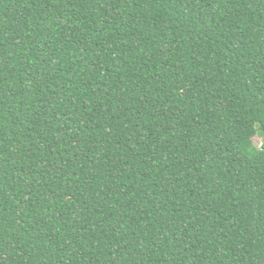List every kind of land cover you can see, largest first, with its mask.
Instances as JSON below:
<instances>
[{"label": "trees", "instance_id": "obj_1", "mask_svg": "<svg viewBox=\"0 0 264 264\" xmlns=\"http://www.w3.org/2000/svg\"><path fill=\"white\" fill-rule=\"evenodd\" d=\"M0 264H264V0H0Z\"/></svg>", "mask_w": 264, "mask_h": 264}, {"label": "rangeland", "instance_id": "obj_2", "mask_svg": "<svg viewBox=\"0 0 264 264\" xmlns=\"http://www.w3.org/2000/svg\"><path fill=\"white\" fill-rule=\"evenodd\" d=\"M253 143H254V145H256V146H259V139L254 138V139H253Z\"/></svg>", "mask_w": 264, "mask_h": 264}]
</instances>
